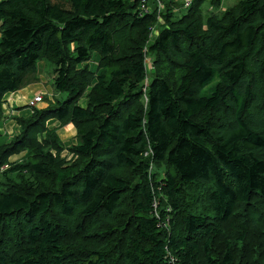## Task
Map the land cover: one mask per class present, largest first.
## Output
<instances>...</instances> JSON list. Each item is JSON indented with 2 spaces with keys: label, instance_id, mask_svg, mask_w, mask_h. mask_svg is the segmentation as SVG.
Returning <instances> with one entry per match:
<instances>
[{
  "label": "trees",
  "instance_id": "obj_1",
  "mask_svg": "<svg viewBox=\"0 0 264 264\" xmlns=\"http://www.w3.org/2000/svg\"><path fill=\"white\" fill-rule=\"evenodd\" d=\"M222 3L0 1V121L58 94L0 133V264H264V0Z\"/></svg>",
  "mask_w": 264,
  "mask_h": 264
},
{
  "label": "rangeland",
  "instance_id": "obj_2",
  "mask_svg": "<svg viewBox=\"0 0 264 264\" xmlns=\"http://www.w3.org/2000/svg\"><path fill=\"white\" fill-rule=\"evenodd\" d=\"M160 1H162V4H163V7L160 9V10H162L163 8H164V0H160ZM172 2H173V4H176V6H177V9H175V10H173V12L174 13H179L182 9H186V8H188V7H186L185 5H186V0H171ZM237 1H239V0H223V3H222V6H221V8H219V9H215V8H209L207 5H205L204 6V10H206V8H207V10H209V12H217L218 14H220V13H222L223 12V10L224 9H226V8H228V7H230V6H232L233 4H235ZM176 2V3H175ZM156 4V3H155ZM159 10V11H160ZM210 14V13H209ZM155 34H157V31H154V33H153V35H155ZM152 35V36H153ZM153 38H154V36L152 37V40H153ZM97 64V62H96V57H95V55H94V57H93V59H92V61H91V66H92V68L94 69V68H96L95 67V65ZM146 65H147V69H148V72H149V74L148 75H150L151 73H150V71L152 70V68H153V65H152V61H151V58L148 56L147 57V59H146ZM38 84H40L41 85V91H39L40 92V94H37V95H35V96H33L31 99L30 98H27V100H23L24 102H25V104L26 105H24V106H21V107H18L17 106V104H15L12 108H14V111H16V112H18V114H20V115H15V116H13V120H14V117H21V118H27V117H29L30 116V114L32 113V109L33 108H36V109H39V110H42V109H45V108H47L48 107V104L50 103V102H52L53 103V100H54V98L55 97H58V94L57 95H54V92H55V90H54V87H53V78H54V74H53V70H52V67L48 64V63H46V62H39L38 63ZM149 78H150V76H149ZM148 78V79H149ZM214 84H215V81L214 82H211L208 86H206L205 88H203V93H207V91H209V89L210 88H212L213 86H214ZM33 88H31V90H32ZM43 89V90H42ZM50 90V93H48L47 91H49ZM53 90H54V92H53ZM20 91H22V90H20ZM20 91L19 92H17V93H13V94H18V93H20ZM41 97L42 98V100L40 101V102H38L34 107H32L31 105H30V102L35 98V97ZM14 103V102H13ZM78 104L81 106V107H84L85 105H86V99H85V97L83 96L82 98H80V100L78 101ZM19 105H21V101H20V103H19ZM24 109H30V111L29 112H25V113H22V112H24ZM21 112V113H20ZM2 120V119H1ZM15 121V120H14ZM13 121V122H14ZM1 122V121H0ZM47 127L49 128V129H56V128H53V127H51L50 128V126H49V122H47ZM16 126V127H15ZM1 128V127H0ZM4 129V126H2V128H1V130L0 131H2ZM59 130H61L62 132H60V134L64 137V135H67L65 132V130H66V126H64V127H61V128H58ZM4 132V131H3ZM19 133H20V127H18L17 126V124L14 122V130H13V132L12 133H7V132H5V134H3V135H6V136H10L11 138H13V137H15V136H17V135H19ZM69 137V136H68ZM64 138H67V137H64ZM73 137H71V139H72ZM74 140H75V138H73ZM69 147V146H68ZM65 152H67V151H64V154H65ZM63 154V153H62ZM66 155H68L67 153H66ZM69 158H71V157H69L68 156V159ZM164 172H165V166H162V165H153L152 164V166H151V168L149 169V173L153 176V177H158V178H161L162 176H163V174H164Z\"/></svg>",
  "mask_w": 264,
  "mask_h": 264
},
{
  "label": "crops",
  "instance_id": "obj_3",
  "mask_svg": "<svg viewBox=\"0 0 264 264\" xmlns=\"http://www.w3.org/2000/svg\"><path fill=\"white\" fill-rule=\"evenodd\" d=\"M40 87H41V85L36 83V84H32V85L22 89V91H20V93H18V94L8 93L4 96V98H3L4 104L2 106L3 117H2V120L0 122V127L2 128V126H4V129L2 131H0L1 134H5V132L12 133L14 130V122L15 121L13 120V116L20 115V114H18V112L14 111V108H12V107L15 104H17L18 107L26 105L23 100H27V98L31 99L33 96L40 94V92H39V91H41ZM31 88H33V89L31 90ZM47 92L50 93V90ZM53 92H54V90H53ZM15 93H17V92H15ZM54 95H56L55 92H54ZM20 101H21V105H19ZM29 111H30V109H24V112H22V113L29 112ZM48 122H49V126L51 125L50 128L51 127L59 128V126H60L59 121H57L55 119H52ZM1 128H0V130H1ZM65 131H66L65 133L67 135H64V137H67V138H64L60 134V132H62V131L58 129V135H59L60 139L62 140V142L64 143V145L66 147H68L70 145L76 144V140L73 139V138H75V135H76V130L73 127V125H71V124L67 125ZM71 137H73V138L71 139ZM7 138H8V140L11 139L10 136H7ZM66 153L68 154V152H65V154L64 153L62 154V157L67 156Z\"/></svg>",
  "mask_w": 264,
  "mask_h": 264
},
{
  "label": "built area",
  "instance_id": "obj_4",
  "mask_svg": "<svg viewBox=\"0 0 264 264\" xmlns=\"http://www.w3.org/2000/svg\"><path fill=\"white\" fill-rule=\"evenodd\" d=\"M1 1V0H0ZM152 3L154 5H156V7L158 8V10H160L162 7H163V4H162V1L160 0H151ZM147 0H141V7L144 11V13H149L150 12V7L146 8L145 4H146ZM192 0H186V7H188L190 4H191ZM156 3V4H155ZM42 100V98L39 96V97H35L31 102H30V105L32 107H34L38 102H40Z\"/></svg>",
  "mask_w": 264,
  "mask_h": 264
}]
</instances>
